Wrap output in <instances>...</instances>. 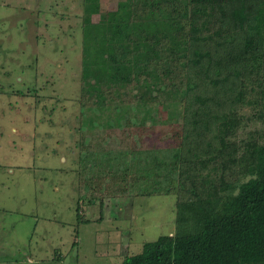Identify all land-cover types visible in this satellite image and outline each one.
Masks as SVG:
<instances>
[{"label":"trees","instance_id":"16d2710c","mask_svg":"<svg viewBox=\"0 0 264 264\" xmlns=\"http://www.w3.org/2000/svg\"><path fill=\"white\" fill-rule=\"evenodd\" d=\"M98 2L83 0L80 101L82 126L104 132L83 159L104 174L83 184L111 176L120 190L177 196L174 234L120 264H264V134L246 145L245 180L213 177L240 111L254 105L264 121V0H121L95 22ZM162 124L167 147L138 148L136 132ZM112 141L127 147L102 148Z\"/></svg>","mask_w":264,"mask_h":264},{"label":"rangeland","instance_id":"374dc122","mask_svg":"<svg viewBox=\"0 0 264 264\" xmlns=\"http://www.w3.org/2000/svg\"><path fill=\"white\" fill-rule=\"evenodd\" d=\"M119 1L99 0L93 21ZM83 13V0H0V264H120L175 232V194L146 197L139 185L120 190L111 176L89 189L83 184L104 174L97 161L83 159L104 133L82 126L89 115L80 101ZM258 113L252 105L237 115L213 173L218 186L245 180L254 162L246 145L263 141ZM169 132L163 124L137 131L138 148L167 147Z\"/></svg>","mask_w":264,"mask_h":264}]
</instances>
